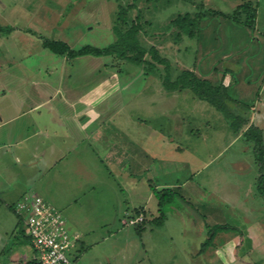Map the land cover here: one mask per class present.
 I'll use <instances>...</instances> for the list:
<instances>
[{
    "label": "rangeland",
    "instance_id": "rangeland-1",
    "mask_svg": "<svg viewBox=\"0 0 264 264\" xmlns=\"http://www.w3.org/2000/svg\"><path fill=\"white\" fill-rule=\"evenodd\" d=\"M248 1L257 7L254 29L219 15H208L203 19L200 35L194 39L169 35L173 31L169 22L178 13L195 15L201 12L199 5L204 6V12L213 9L231 13ZM131 2L28 1L30 9L47 6L42 13L51 23L49 26L62 30L63 39L67 36V41L76 48L112 43L115 36L111 28L117 7ZM69 3L75 4L74 10L67 7ZM138 7L144 20L152 22L146 27L142 42L147 48L156 46L170 60L173 79L189 69L214 84L222 81L230 86L229 94L235 100L232 112L248 120L243 130L253 124L264 131V0H162L159 3L140 0ZM63 13L70 25L60 18ZM136 15L134 10L132 17ZM23 44L21 41L19 45ZM32 49H39L40 53L33 51L32 56L25 58L30 64L46 62L43 53L50 57L47 58L50 64L53 60L56 66L62 63L60 57L37 41ZM146 58L151 59L149 55ZM71 62L76 67L72 76L77 87L82 84L84 89L94 78L109 76L104 65L113 67L124 87L113 97V111L106 122L103 120L107 114L96 118L99 142L93 145L94 152L84 153L82 157L85 164L82 172L86 169L97 179L95 188L88 176L79 183L65 170L59 178L57 171L48 175L44 187L41 183L44 175L36 168H27V174L36 175L31 187L46 189L42 193L33 189L34 194L62 208L70 231L80 232L82 253H72L73 257L78 255L77 264H264V199L257 191L260 172L253 144L243 133L237 134L224 114L197 99L191 91L168 93L162 84L163 65L157 64L160 72L151 73L109 56L90 55ZM88 66L93 67L90 72ZM110 133L117 135L118 140L122 136L127 142L123 147L128 158H123V153L113 163L105 158L106 145L111 147ZM140 147L149 156L144 167L150 165L152 169L145 168L137 177L133 171L124 172L121 162L129 165L139 162L142 169ZM15 174L12 178L21 185L23 178ZM86 181L89 182L85 184ZM152 184L158 188L182 187V196L189 203L176 198L163 209L166 220L158 225L152 223L160 215ZM139 205L153 214L142 231H138L137 223L134 226L129 221L123 222L130 219L126 213H132ZM214 209L221 215V221L214 223L212 218L204 224L201 211L207 210L212 215ZM16 210L0 194V264H18L36 255L25 222ZM134 216L133 219L139 215ZM73 220L80 225L73 224ZM217 223L227 224L229 229L217 230L210 243L208 238Z\"/></svg>",
    "mask_w": 264,
    "mask_h": 264
},
{
    "label": "crops",
    "instance_id": "crops-1",
    "mask_svg": "<svg viewBox=\"0 0 264 264\" xmlns=\"http://www.w3.org/2000/svg\"><path fill=\"white\" fill-rule=\"evenodd\" d=\"M28 1L0 0V179H2V181L0 180V194L5 200L12 202L13 208L25 195L34 194L33 189L40 193L46 190L31 187L36 175L27 174V168H36L44 175L41 178L44 187H46L48 175L57 171L56 177L59 178L64 170L73 179L77 178L79 183H81V179H88L86 178L88 176L91 186L96 187L98 181L92 177V173L88 174L86 169L85 172H82V166L85 165L82 157L84 158V153L94 152L93 148L99 142V126L96 125V118L107 114V118L105 115V121L103 120V123L106 122L113 111V97L121 91V88H124L120 75L116 74L113 67L109 68L107 65H104V70L110 74L109 76L94 78L92 83L82 89V84L77 87L73 82L72 73L75 72L76 67H72L71 61L76 58L70 59L67 56L53 53L62 60V63L56 66L54 65L56 61L53 60L54 62L50 64L48 62L50 57L43 53L46 62L38 61L31 64L26 62L25 58L32 56L33 51L40 53L39 49L38 51L33 50L32 47L36 46V41L42 46L43 38L61 39L73 47L72 43L67 41V36H64L63 39L62 30H59L58 34L56 31H59L54 25L49 26L51 23L42 13L44 4L37 5V7L32 6L33 8L30 9ZM67 7H72L74 10L75 4L69 3ZM82 10L84 9L82 8ZM65 13L60 18L70 25L71 23L68 24L66 21L69 18H66ZM73 14L72 16H75V11ZM78 21H81L80 18ZM54 35L58 37H54ZM21 41L25 44L19 45ZM88 67L90 72L93 67ZM94 71L97 69L95 68ZM109 137L111 139L109 146L111 147L106 145L105 158L108 157L111 163L116 158L119 159V153H123V158L125 156L128 158V152L124 155L123 146L126 142L123 140L124 138L121 136L118 140L119 137L112 133L108 135ZM141 152H143L142 169H140L139 162L129 165L122 161L121 168L124 172L128 174V170L133 171L138 177L145 168L151 167L152 169L150 165L144 167L145 160L149 156L145 149L142 148ZM86 158L90 159V156H86ZM121 160L123 159L121 158ZM60 166L63 167L58 171ZM153 170H155L154 167ZM15 173L23 178L21 185H18L17 180L12 178ZM89 181H86L85 184ZM172 188H180L182 193V187L174 185ZM151 195L148 196L149 200L152 199ZM139 208H143V206L139 205L134 208L132 213L127 212L126 217L130 218L129 220L133 219V213ZM144 209L148 210L146 207ZM217 212L218 210L214 209L210 215L207 210L201 211L206 221L213 218L214 223L217 220L221 221V215ZM129 220L124 219L123 222ZM73 224L78 226L79 223L73 220ZM71 232L80 233L77 230H71ZM81 244L82 239L77 246L78 255L82 253L83 246ZM35 257V254L30 255L26 261L21 260L18 264L31 261Z\"/></svg>",
    "mask_w": 264,
    "mask_h": 264
},
{
    "label": "trees",
    "instance_id": "trees-1",
    "mask_svg": "<svg viewBox=\"0 0 264 264\" xmlns=\"http://www.w3.org/2000/svg\"><path fill=\"white\" fill-rule=\"evenodd\" d=\"M139 1L140 0H132L131 3H128L126 5H118V10L116 12V15L114 16L115 18L113 19L112 24V32L115 36V40L107 46L99 47L91 44H86L78 49H75L64 40L52 38H43L42 46L56 55L67 56L70 59L87 55H91L94 57L109 56L123 62L143 67L147 72L151 73L157 71V64L163 65L165 72L162 77V84L166 91H191L197 99L207 102L222 114H224L236 133L240 134V132H242L245 139L253 144V151L260 172L257 183V191L259 195H261V197H263L264 199L263 129L252 124L243 130V128L248 124V120L247 118L244 117L245 119H243L241 116L235 115V113L232 112L231 105H233L235 100L229 94L230 86H226L222 83V81L214 84L209 79L199 76L196 71L189 69L182 70V72L173 79L171 74L170 60L167 57L162 56L156 46L147 48L142 42V36L145 35L146 27L152 25V22L149 20H144L141 10L138 9ZM145 1L148 3H159L162 0ZM203 7V5H199V8H201V12L199 11L195 15L191 13H178L169 22V28L173 29L172 32L169 30L171 32H169V35L172 34L176 36L177 39H181L183 36L194 39L198 34L200 35L203 19L208 15L212 17L219 15L223 19L233 21L234 23L244 24L245 26L252 29L255 28L257 19V7L251 1L237 6V8L234 9V11L231 13L213 9L204 12L202 10ZM134 10L137 11V15L133 18L132 12ZM147 55L150 56V60L146 58ZM151 191L158 201V211L160 212V215L157 217V219H152L151 222L156 223L157 225L163 223L166 220V215L163 209L165 208V206L173 203L176 198H180L184 202L189 203L182 196L180 188H158L157 186L152 184ZM135 213L136 216L139 215L143 217V220L141 222H138L136 225L139 227L138 231H142L143 226L146 225L149 221L148 217L153 214L150 212V210L148 211L144 208L137 209ZM202 217L204 220V224H207L206 218L203 215ZM21 220L24 222V219L22 217ZM225 228L229 229V225H214L212 229L213 232H211V236L208 238V242H212L211 240L213 239V236L216 234L217 230ZM20 264H40V262L37 260V252L34 259Z\"/></svg>",
    "mask_w": 264,
    "mask_h": 264
},
{
    "label": "built area",
    "instance_id": "built-area-1",
    "mask_svg": "<svg viewBox=\"0 0 264 264\" xmlns=\"http://www.w3.org/2000/svg\"><path fill=\"white\" fill-rule=\"evenodd\" d=\"M15 208L24 219L40 264H77L72 253L77 252L81 236L70 231L59 209L37 194L25 195ZM142 219L134 218L129 223L134 225Z\"/></svg>",
    "mask_w": 264,
    "mask_h": 264
}]
</instances>
